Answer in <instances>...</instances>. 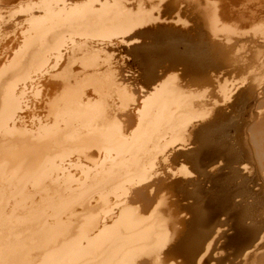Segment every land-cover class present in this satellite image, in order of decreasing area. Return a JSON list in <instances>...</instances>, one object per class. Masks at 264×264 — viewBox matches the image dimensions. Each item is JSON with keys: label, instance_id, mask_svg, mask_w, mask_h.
<instances>
[{"label": "bare ground", "instance_id": "1", "mask_svg": "<svg viewBox=\"0 0 264 264\" xmlns=\"http://www.w3.org/2000/svg\"><path fill=\"white\" fill-rule=\"evenodd\" d=\"M242 100L245 136L203 139ZM248 166L264 184V0H0V264H264Z\"/></svg>", "mask_w": 264, "mask_h": 264}, {"label": "rangeland", "instance_id": "2", "mask_svg": "<svg viewBox=\"0 0 264 264\" xmlns=\"http://www.w3.org/2000/svg\"><path fill=\"white\" fill-rule=\"evenodd\" d=\"M13 6H15L16 5V3L15 2H13V3H11ZM158 8V7H157ZM155 9L154 10V12H158V10H162L163 9V5H161V7L159 6V8L158 9ZM183 9H185V8H183ZM176 10H177V7H173V8H168V9H164V10H162L163 12H164V18H163V21H162V23L161 24H158V25H174L175 24V22H176V24L175 25H177V26H175V27H179V28H181V25H189V23H190V25L192 24V25H194L193 23H195V25H203L202 24V22H201V20H200V18L199 17H195V16H191L190 15V11H188V10H186L185 9V13H180V15L178 16H176ZM190 10V9H189ZM174 19V20H172V19ZM196 18H199L198 20L196 19ZM165 19V20H164ZM167 19H171L170 21L168 20L167 21ZM185 19V20H184ZM193 19V20H192ZM178 20H180V21H178ZM195 20H196V22H195ZM179 23H178V22ZM185 21V22H184ZM198 21V22H197ZM191 22H193V23H191ZM231 21H229V22H226V23H228L229 25H232L233 24V22H231ZM189 31L184 35L185 37L187 36V40L185 39H183L184 38V36L183 37H178V38H176V40H175V37H172V38H169L168 40H172L171 41V45H172V42L174 43V45L176 46L177 44H178V39H179V45H180V47H183V48H185V45H184V43L186 42V43H188L189 42V39H190V37H191V39L190 40H192L193 39V41L195 40L196 42H197V39L195 38L194 39V35H193V32L194 31H191L190 29H188ZM192 33H191V32ZM190 32V33H189ZM192 34V35H191ZM195 34V33H194ZM191 35V36H190ZM152 36H153V38H152ZM154 36H156L157 37V39H154V38H156V37H154ZM193 36V37H192ZM162 36L161 35H157V34H153V35H151L150 36V38H149V40H153V41H148L149 42V44H151V45H153V44H156L159 40H161V39H163V38H161ZM188 37H189V39H188ZM161 38V39H160ZM159 39V40H158ZM181 39V40H180ZM154 40H156V41H154ZM158 40V41H157ZM176 41V42H175ZM180 42H182V43H180ZM177 43V44H176ZM198 43V42H197ZM196 43V44H197ZM184 45V46H183ZM195 45V43H193L192 42V46H194ZM174 46V47H175ZM177 47V48H176ZM175 48L178 50L180 47H178V45L176 46ZM183 48H181V49H179L178 50V52H183L184 51V49ZM189 48H190V50H189ZM191 48L193 49V47H191V46H189V47H187L186 49L188 50V52H187V50L185 49V52L188 54V55H191L190 54V52L189 51H193V52H195L196 53V55L198 56L199 55V53H203V52H205L204 50V48H199L198 46H194V48H196V49H194V50H191ZM183 49V50H182ZM152 50H150V52H149V56L150 57H152L153 55H154V53L153 52H151ZM197 51V52H196ZM200 51V52H199ZM192 52V53H193ZM195 53H193L191 56L193 57V55L196 57V55H195ZM210 55V54H209ZM166 64V63H165ZM137 66H140L139 64H137ZM161 70V68H157L156 69V72H159ZM220 71H222V72H224L225 71V68H220V69H218L217 71H216V73H220ZM234 75H233V74ZM242 73H235V72H228L227 74H225V76H226V80L227 81H231V79L233 78V80L235 79H239V78H241L244 74H242ZM232 78H231V77ZM237 76V77H236ZM241 76V77H240ZM235 77V78H234ZM194 88H198V89H201L202 87L201 86H195ZM240 102V101H239ZM236 103H238V102H236ZM235 103V105H234V110L236 109V112H233L232 113V110L231 111H228V109H224V111H225V113L228 115H226V117H225V122L224 123H222V122H219V120H216V119H211V118H209V119H206L207 120V122H205L206 124H208V125H204L203 126V128H201L200 130H199V133L201 134V136L203 137V139H205V140H207L208 138H211V137H213V136H215L216 135V137H217V135L220 133V132H222V130H223V133L225 134L227 131H230L231 130V128H230V126L229 125H231V124H235L236 126H238L239 128H241V130H240V134L241 135H244L245 136V133L243 132V129H245V126L246 125H248V124H250L251 122H253L254 120H251L250 118H249V116L247 115V116H243L242 115V112H241V110L244 108H246V107H250V106H252V105H249V103L247 104V102H245V100H242V102H240L239 104H236ZM244 103V104H243ZM242 104V105H241ZM248 105V106H247ZM223 108H225V107H223ZM240 109V110H239ZM247 109H249V108H247ZM239 111V112H238ZM230 116V117H229ZM229 117V118H228ZM230 121H229V120ZM228 120V121H227ZM210 121V122H209ZM255 121H257V119H255ZM231 124H230V123ZM213 123H217V124H213ZM211 124V125H210ZM224 124H226V125H224ZM210 125V127L208 128V126ZM213 125V126H212ZM220 125V126H219ZM223 125V126H222ZM207 128H206V127ZM218 127V129H216L217 127ZM228 126V127H227ZM205 127V128H204ZM212 127V128H211ZM213 127H215L214 129H213ZM220 127H222V128H220ZM220 129H222V130H220ZM202 130H203V132H202ZM209 130V131H208ZM215 130H217V131H215V133H214V131ZM220 130V131H219ZM201 131V132H200ZM207 132V134H205L206 132ZM211 131V132H210ZM219 132V133H218ZM198 133V135H196V138H198V139H200V140H202V137H200V134ZM203 133V134H202ZM205 134V135H204ZM211 135V136H210ZM198 136V137H197ZM204 136H205V138H204ZM206 136H208V137H206ZM210 136V137H209ZM200 137V138H199ZM207 138V139H206ZM179 163H182V161H176V162H174V163H170L169 164V167L171 168V169H175V167H177V166H179ZM215 165H217V164H214V165H212L211 167L212 168H215ZM210 167V168H211ZM250 168V169H249ZM244 169H246L245 171H243ZM249 169V170H248ZM253 169V170H252ZM250 171V172H248V171ZM251 170H252V173H251ZM259 173V172H258ZM256 174H257V172H255V168L254 167H250V166H248V168L247 167H245V168H243L242 169V173H241V178H243V176H244V178H243V180H242V183L243 184H239L240 182H241V180L239 179V181L237 180V182L236 183H238V184H236V186L238 185V187H239V185H240V191H241V198L243 197H245L244 198V200H242L241 198H239V197H237L235 200L237 201V200H239L240 201V203H244V201H245V203H247V205H249V207H250V210L251 211H249V213H250V215H249V219L248 220H246V222L247 223H249L250 222V220L252 219L253 221L252 222H255V223H258L259 221L261 222V223H264V218H263V216H264V184H263V182L262 181H258L259 179H260V177H259V174H257V176H256ZM246 175V176H245ZM255 175V176H254ZM255 177V178H254ZM247 178H250V179H247ZM259 178V179H258ZM246 181V183H247V185H249L250 186V188H249V186H247L246 184H245V181ZM248 180V181H247ZM249 180H251V181H249ZM252 180H253V182H252ZM244 181V182H243ZM257 181H258V183H260L259 185H258V183H257ZM249 182H252V183H250V184H248ZM257 183V184H256ZM241 185H243L244 187H246V188H244L243 186H241ZM246 185V186H245ZM207 187H208V185H206ZM261 186H262V188H261ZM244 188V189H243ZM249 188V189H248ZM255 189L256 188V192H254L252 189ZM257 188H259L258 190H257ZM246 189V190H245ZM249 190V191H248ZM252 190V191H251ZM243 191H245V192H243ZM248 191V192H247ZM259 191V192H258ZM261 191V192H260ZM263 191V192H262ZM250 192V193H249ZM249 193V194H248ZM251 193L252 194H254V195H251ZM261 193H262V195H261ZM177 195H179V197H180V194L179 193H176ZM183 194V193H182ZM250 197H256V198H253L252 197V199H253V201H252V199H251V197H250V199H249V197L247 196V195ZM256 194V195H255ZM258 194V195H257ZM182 197H180L179 198V201L180 202H178L179 203V205L180 204H182L183 205V203H184V200H185V197H183V196H186L185 194H183V195H181ZM259 196V197H258ZM263 197V198H262ZM178 198V197H177ZM186 198H187V196H186ZM188 198H189V200H188ZM186 200L188 201V202H190L191 201V199H190V197H188ZM151 199H152V201H151V204H150V207L151 206H153V205H155L156 203H157V201H158V196L156 197V196H151ZM157 199V200H156ZM246 199H248V200H246ZM255 199V200H254ZM258 199V200H257ZM250 200H251V202H250ZM256 200L257 201H260V202H256ZM187 201H185V203L187 202ZM242 201V202H241ZM183 202V203H182ZM187 202V203H188ZM253 202V203H252ZM255 203V204H254ZM256 203H258V204H256ZM261 203H262V205H261ZM252 204V205H251ZM260 204V205H259ZM165 205V204H164ZM253 205H255L254 207H253ZM163 206V204H161L160 205V207H162ZM166 206V205H165ZM257 206V207H256ZM149 207V208H150ZM159 207V208H160ZM164 207V206H163ZM263 207V210L261 209V208ZM165 208V207H164ZM173 208V207H172ZM253 208L257 211V213L255 212V210H253ZM258 208V209H257ZM160 210L161 211H164V210H162L161 208H160ZM253 210V211H252ZM260 211V212H259ZM261 211H262V214L260 215V213H261ZM179 212H181V215L182 216H184L185 215V212L183 211H179ZM179 212H177L178 214H179ZM252 212V213H251ZM258 212H259V214H258ZM255 213V214H254ZM253 216H252V215ZM257 214V215H256ZM259 215V217H257ZM250 216H252V217H250ZM226 216H220V219L219 220H225L226 218H225ZM262 217V218H261ZM165 218H166V215H165ZM254 218L257 220H254ZM182 219H184V220H187L186 218H182ZM259 219V220H258ZM262 220V221H261ZM168 224V223H167ZM171 223L169 222V224H168V226H167V229L171 232Z\"/></svg>", "mask_w": 264, "mask_h": 264}]
</instances>
